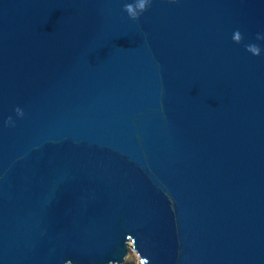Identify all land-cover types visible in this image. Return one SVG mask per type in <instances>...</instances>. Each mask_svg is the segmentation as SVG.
<instances>
[{"label":"water","instance_id":"obj_1","mask_svg":"<svg viewBox=\"0 0 264 264\" xmlns=\"http://www.w3.org/2000/svg\"><path fill=\"white\" fill-rule=\"evenodd\" d=\"M135 2L0 0V264H264V0Z\"/></svg>","mask_w":264,"mask_h":264},{"label":"clouds","instance_id":"obj_2","mask_svg":"<svg viewBox=\"0 0 264 264\" xmlns=\"http://www.w3.org/2000/svg\"><path fill=\"white\" fill-rule=\"evenodd\" d=\"M150 3L151 0H136L134 4L126 3L125 11L127 12V14L131 19L135 21H139L141 15L148 10ZM241 36H242L241 33L237 31L233 36L234 42L239 43L241 41ZM257 39H262V38L258 36ZM246 50L255 56L261 55L260 47L255 44L247 46ZM17 112L20 115H23V113L19 109H17Z\"/></svg>","mask_w":264,"mask_h":264},{"label":"rangeland","instance_id":"obj_3","mask_svg":"<svg viewBox=\"0 0 264 264\" xmlns=\"http://www.w3.org/2000/svg\"><path fill=\"white\" fill-rule=\"evenodd\" d=\"M138 263H139V256L132 247L129 248L126 255L124 256L123 264H138Z\"/></svg>","mask_w":264,"mask_h":264},{"label":"bare ground","instance_id":"obj_4","mask_svg":"<svg viewBox=\"0 0 264 264\" xmlns=\"http://www.w3.org/2000/svg\"><path fill=\"white\" fill-rule=\"evenodd\" d=\"M131 248V247H130Z\"/></svg>","mask_w":264,"mask_h":264}]
</instances>
